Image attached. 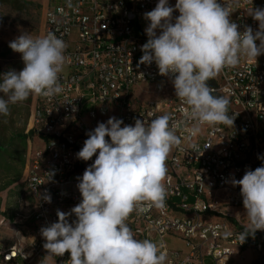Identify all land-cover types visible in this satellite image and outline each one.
<instances>
[{
  "label": "built area",
  "instance_id": "built-area-1",
  "mask_svg": "<svg viewBox=\"0 0 264 264\" xmlns=\"http://www.w3.org/2000/svg\"><path fill=\"white\" fill-rule=\"evenodd\" d=\"M158 2L46 0L44 36L54 33L66 44L59 73L63 91L51 98L39 95L35 104L24 193L11 214L0 216V264H69V252L48 254L40 230L58 220L57 210L70 212L82 200L77 178L98 155L88 161L77 158L87 133L110 117L122 119L123 127L164 114L171 115L170 124H179L181 143L167 157L163 205L134 211L126 221L135 238L162 243L165 264H264V231L240 244L238 234L249 220L240 186L231 183L264 166V54L256 60L243 56L237 66L225 67L208 81L213 95L229 100L233 126L186 119L187 106L176 97L174 77L161 76L154 61L139 63L150 23L143 14ZM176 2L168 0L172 7ZM218 2L229 5L239 31L259 30V21L248 12L264 9V0ZM178 15L173 12V22ZM49 195L50 203L44 199ZM68 219L71 223L76 217ZM248 251L252 257L246 261Z\"/></svg>",
  "mask_w": 264,
  "mask_h": 264
},
{
  "label": "clouds",
  "instance_id": "clouds-1",
  "mask_svg": "<svg viewBox=\"0 0 264 264\" xmlns=\"http://www.w3.org/2000/svg\"><path fill=\"white\" fill-rule=\"evenodd\" d=\"M176 10L179 15L173 22ZM231 13L229 5L222 6L218 0H177L174 7L168 0H159L143 14L150 23L139 63L154 61L161 76H173L176 97L187 106L185 118L200 124L233 126L229 100L213 95L215 89L208 81L225 67L237 66L243 56L256 60L264 54V9L248 12L259 21L255 34L251 27L239 31ZM9 47L21 54L24 67L0 75V93L8 97H0V114L8 115L10 103L32 94L51 98L63 91L59 73L66 44L61 38L54 33L34 38L24 32ZM171 120L170 114H164L121 127L122 119L110 117L87 133L76 156L88 161L98 155L77 178L81 202L70 212L57 210L58 220L40 230L49 255L69 252V264H165L164 245L136 239L126 221L134 211L142 213L146 206L164 203L167 157L181 143L176 135L179 124H170ZM231 183L240 186L249 220V226L238 234L242 244L257 230L264 231V166L246 171L242 179L233 178ZM44 199L51 202L50 195ZM73 214L76 219L70 223Z\"/></svg>",
  "mask_w": 264,
  "mask_h": 264
},
{
  "label": "rangeland",
  "instance_id": "rangeland-1",
  "mask_svg": "<svg viewBox=\"0 0 264 264\" xmlns=\"http://www.w3.org/2000/svg\"><path fill=\"white\" fill-rule=\"evenodd\" d=\"M46 0H0V75L10 71H20L24 67L21 54L9 47V42L24 32L35 37H44L43 20ZM2 79V76H0ZM7 100V95L0 93ZM39 95L32 94L26 100L9 104V114H0V143L4 151L0 155V216L13 212L16 199L24 193L28 139L33 142L31 133L32 114ZM145 97V96H143ZM26 135V141L23 136ZM39 143L35 139V144ZM35 146V145H34ZM19 177L16 181L13 178ZM9 180L13 182L8 183ZM1 237V231H0ZM175 247L182 248L180 241H173ZM252 252L246 253V261Z\"/></svg>",
  "mask_w": 264,
  "mask_h": 264
},
{
  "label": "trees",
  "instance_id": "trees-1",
  "mask_svg": "<svg viewBox=\"0 0 264 264\" xmlns=\"http://www.w3.org/2000/svg\"><path fill=\"white\" fill-rule=\"evenodd\" d=\"M31 133H34V130H31ZM23 139L26 141L27 136L24 135V136H23ZM3 151H4V146L0 143V155H1V153H2ZM17 179H19L18 176H17L16 178H13L14 181H16ZM13 180H9V181L7 182V184L13 182ZM5 186H6V184H4L3 186H0V190H1L2 188H4ZM23 188H24V185H23Z\"/></svg>",
  "mask_w": 264,
  "mask_h": 264
}]
</instances>
